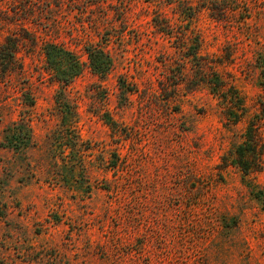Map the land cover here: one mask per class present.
<instances>
[{"label": "rangeland", "instance_id": "1", "mask_svg": "<svg viewBox=\"0 0 264 264\" xmlns=\"http://www.w3.org/2000/svg\"><path fill=\"white\" fill-rule=\"evenodd\" d=\"M8 38L0 264H264V0H0Z\"/></svg>", "mask_w": 264, "mask_h": 264}, {"label": "trees", "instance_id": "2", "mask_svg": "<svg viewBox=\"0 0 264 264\" xmlns=\"http://www.w3.org/2000/svg\"><path fill=\"white\" fill-rule=\"evenodd\" d=\"M15 48L16 45L13 43L12 38H8L6 44L0 45V62L13 58V54H15L16 51ZM86 50L92 69L100 75H106L112 67V59L109 54L104 49L92 45L87 47ZM45 55L53 80L59 85H62V87L69 86L83 73L84 63L81 59L73 51L61 45L55 43L46 45ZM19 127L20 125L17 123L9 126L5 130L4 142L10 148H19L21 145H24L25 148H29L32 141L31 131L27 128L26 135L22 136ZM249 145L250 150L253 151L252 145ZM257 198L264 206L263 191L257 193Z\"/></svg>", "mask_w": 264, "mask_h": 264}]
</instances>
